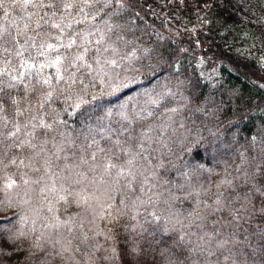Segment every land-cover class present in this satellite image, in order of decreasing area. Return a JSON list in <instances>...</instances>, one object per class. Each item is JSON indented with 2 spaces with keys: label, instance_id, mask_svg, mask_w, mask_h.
I'll return each mask as SVG.
<instances>
[{
  "label": "trees",
  "instance_id": "obj_1",
  "mask_svg": "<svg viewBox=\"0 0 264 264\" xmlns=\"http://www.w3.org/2000/svg\"><path fill=\"white\" fill-rule=\"evenodd\" d=\"M123 2L73 24L82 38L71 50L46 53L89 49L79 70L58 66L63 80L25 44L34 23L19 44L0 39V169L8 163L16 180L4 190L0 171V264H207L200 254L208 264H264V197L248 180L264 187V0ZM12 3L0 2V29L16 36L34 10ZM40 31L49 36L37 46L57 43V30ZM77 95L89 103L75 108ZM12 98L37 127L7 138L15 120L26 123ZM29 139L35 148L16 146ZM109 159L116 167L105 171Z\"/></svg>",
  "mask_w": 264,
  "mask_h": 264
},
{
  "label": "snow or ice",
  "instance_id": "obj_2",
  "mask_svg": "<svg viewBox=\"0 0 264 264\" xmlns=\"http://www.w3.org/2000/svg\"><path fill=\"white\" fill-rule=\"evenodd\" d=\"M2 2V0H0ZM12 7L18 8L22 11L27 9H33L34 11L30 12L28 16L25 18L26 22L24 24V27L22 30H18L16 33V36H12L11 33L8 32L7 28L0 29V39L4 40L5 43H13V44H19V39L21 35L24 33H27L30 25L35 24V27L31 30L35 33V35L27 37L25 40V44H27L29 41H31V46L37 48V54L39 56H42L45 58V63H42L39 65V67L42 69L45 66L47 67H57V79L63 80V75L59 72L58 66H63L64 61H68L71 67L77 68L79 70V65H86V53L89 51L88 48H84L83 52L76 53L74 55H60L57 54L54 59H49L48 56H46V53L51 52H58L59 48H64L71 50L74 45H76V37L82 38V33L79 31H72L73 24L79 25L83 24L85 22H95L97 21L98 17L100 16L101 12L104 11L106 8H112L113 6L115 9H121L125 7V4L123 0H13V3L11 5ZM42 13V14H41ZM7 15V13H5ZM80 17V18H77ZM103 23L107 26L108 31H112V25L108 23L107 20H104ZM49 29H55L57 30L58 34L55 37H52L51 39H54L57 43L49 42V39H41L39 45H36L37 37L43 36H49V33L47 31L41 32V29L45 28ZM97 31H101L100 29H97ZM88 35H92V32H88ZM62 38L67 39V43H62ZM118 39H123L122 37H118ZM104 41V34H101V37L99 40H97V44H100ZM22 47V46H21ZM107 50V49H105ZM5 51H8L7 48H5ZM99 51V49H97ZM16 55H22L20 51L16 52ZM88 67H91L90 65H87ZM17 77H12V80H16ZM69 80L71 83L68 84V87L71 88L75 83V74L71 73L69 75ZM38 83H42L44 85H51V81L49 79H44L42 82L38 81ZM13 85L9 84L8 87H12ZM27 87V86H26ZM32 90H35L34 88ZM53 96V92L49 91L47 92L43 97V102L40 103V108L44 107V103L51 100ZM93 99H96L95 96H93ZM89 103V101L84 99L83 95H77L76 102L74 104V107L79 109L82 104ZM11 104L15 106V116L16 117H24L26 120V123H21L19 120H15L13 123V130H10L6 133L7 138L16 137L22 129H26L29 124H32V121L36 119L35 116H31L29 118L27 114H30L32 112L31 108H22L21 107V101L17 100L16 98L11 99ZM5 111L4 107V101L0 99V112ZM108 115H111V113H108ZM122 118H125L122 114ZM0 119H4L5 126L8 124L7 117H0ZM37 125L32 124V128L35 129ZM39 127L41 128H50L51 125H47L43 122V120L40 121ZM26 136L31 137L33 133L31 132H25ZM17 147L23 148L25 146L35 148L36 145L31 143V140H22ZM103 151V149H101ZM93 159H95V155L93 156ZM132 159H129L127 161V164H132ZM11 164L15 165L16 160L12 159L10 161ZM24 162L21 161V164ZM47 164L48 162L45 161ZM8 163L3 164V168L0 169V171H4L5 175L3 177L4 184L3 188L4 190L12 189L14 186H16V180L13 178V175H9L7 173L8 169ZM25 167H28V165H24ZM104 170L108 171L111 168L116 167L114 163L109 159L105 162L103 165ZM20 180L24 184H28L30 181L27 178L26 173H22L19 176ZM248 180L252 181L253 188L251 191L258 192L261 197H264V187L257 188L255 186V176L251 175L248 176ZM79 182V181H78ZM230 183V182H229ZM52 191H55V188L53 187L51 189ZM64 191H67L66 189ZM79 195V193H77ZM251 192L248 194H245V200H247L249 203H251L250 199ZM60 200H66L67 197L60 195ZM87 201V198H85V202ZM219 203V201H217ZM261 212H264V200H261V207L259 209ZM239 211V210H238ZM181 241H183V236H180L179 238ZM40 238H37L36 247L40 248L41 251H45V249L40 244ZM53 247L55 248V245L59 243V241H53ZM218 247H224V244L221 243L218 245ZM56 255H61L59 251L56 252ZM161 255H164V252H161ZM225 259L227 260L228 257L226 256ZM168 264H174L172 261H168Z\"/></svg>",
  "mask_w": 264,
  "mask_h": 264
},
{
  "label": "rangeland",
  "instance_id": "obj_3",
  "mask_svg": "<svg viewBox=\"0 0 264 264\" xmlns=\"http://www.w3.org/2000/svg\"><path fill=\"white\" fill-rule=\"evenodd\" d=\"M185 26L189 28V22H186V23H185ZM105 114H106L105 116H107V113H105ZM80 129H82V128H80ZM97 133H98V134H97ZM97 133H96V135H97L99 138H100L101 136H105V134H106L104 130H102V131H97ZM108 133H109V132H107L106 136H108ZM89 148H90L91 150H93V149H94V145H90ZM146 150L149 151V150H151V148L147 147ZM158 178H159V177H158ZM179 178L185 179V178H186L185 173H182V174L179 176ZM191 240H193V238H191ZM193 254H194V253H193ZM234 254L236 255V253H234ZM198 257L201 258L202 261H204L205 263L208 264L209 261H208L206 255H204V254H200Z\"/></svg>",
  "mask_w": 264,
  "mask_h": 264
}]
</instances>
